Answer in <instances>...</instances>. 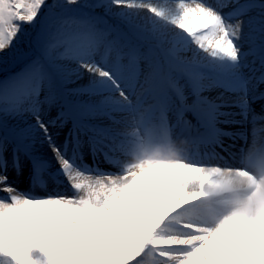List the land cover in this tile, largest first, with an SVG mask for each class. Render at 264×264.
I'll return each mask as SVG.
<instances>
[{
  "label": "snow or ice",
  "instance_id": "6c2138e0",
  "mask_svg": "<svg viewBox=\"0 0 264 264\" xmlns=\"http://www.w3.org/2000/svg\"><path fill=\"white\" fill-rule=\"evenodd\" d=\"M22 42L0 81V264H264V0H0V57ZM25 166L68 190L21 191Z\"/></svg>",
  "mask_w": 264,
  "mask_h": 264
},
{
  "label": "rangeland",
  "instance_id": "374dc122",
  "mask_svg": "<svg viewBox=\"0 0 264 264\" xmlns=\"http://www.w3.org/2000/svg\"><path fill=\"white\" fill-rule=\"evenodd\" d=\"M109 22L115 23V24H120L121 27L124 26L122 24V22H120V21L110 20ZM29 51H30L29 47L26 46L22 42L15 52L9 53L7 55V57H0V81H3L7 77L13 75L14 73L20 71L23 68L24 64L27 62V60L29 58L27 55L29 53ZM187 54L192 55V52L189 51ZM249 59H251V58H249ZM86 80H87V77H85L84 80L77 81V84L68 85V87H76L79 84L86 83ZM259 101L260 100H256L254 103H257ZM57 111H59V106L54 105L52 107V110H51L52 114L55 115V113ZM220 119L224 120V119H228V117H221ZM104 122L107 123V120L105 119ZM229 125L233 126L234 124L219 123L217 125V127L229 129L228 128ZM71 128H72V121L68 120L67 123L63 126V128L54 129V132L59 133V139L57 141L58 143L60 142V140H62L64 137H66L68 135V132L71 130ZM235 141H234V144L236 147L235 151L238 152V150L244 146L245 142H243V140L242 141L238 140L237 143H235ZM230 142H233V140ZM234 144L228 143V146L234 145ZM230 151H232V149H230ZM83 155H84L85 163H88V164L93 163L92 157L89 154L88 147L86 144L84 145ZM221 156L225 157L227 159H231L228 152H226L225 154H222ZM23 163H25V162L22 160V164ZM99 166H100V168L105 169V170H115L111 164L104 162L103 160H99ZM57 168H58V165H56L55 161L51 162L50 171L54 172V171H56ZM9 175H10L11 182L13 184H15L19 188L22 187L23 190L21 189V191H30L35 195H44L47 192L52 191L53 189L65 190V191L68 190L66 182L63 185L57 186V184L55 182H53L47 175L45 176V185L43 187L31 185L30 181H29V170L26 166L24 167V171L21 175H15L11 172ZM62 179H63V177H61V180ZM0 195H3V194L0 193Z\"/></svg>",
  "mask_w": 264,
  "mask_h": 264
},
{
  "label": "bare ground",
  "instance_id": "6f19581e",
  "mask_svg": "<svg viewBox=\"0 0 264 264\" xmlns=\"http://www.w3.org/2000/svg\"><path fill=\"white\" fill-rule=\"evenodd\" d=\"M258 105V106H257ZM253 107H255V109L257 110V111H260L261 110V107H264V100H260L259 102H257V103H254L253 104ZM236 111V109H225V111ZM230 126V125H229ZM228 126V128H229V130H232V132H236V131H239V130H242L241 129V127L239 126V125H233V126H230L229 127ZM235 127V128H234ZM249 140H251V137L249 136ZM237 141L238 140H236L235 141V143H237ZM242 141V140H241ZM228 142L230 143V144H234V141L233 142H230L229 140H228ZM244 142V141H243ZM261 142V139L258 137L257 138V143L259 144ZM235 149H236V147H235V144H234V147L232 148V151L233 152H236L235 151ZM41 152H43L45 155H46V157L51 161V162H53L54 160L52 159V154H51V152L50 151H48L47 150V147H46V145L43 147V148H41ZM19 188V187H18ZM20 190L22 189V187H20L19 188ZM23 190V189H22Z\"/></svg>",
  "mask_w": 264,
  "mask_h": 264
}]
</instances>
